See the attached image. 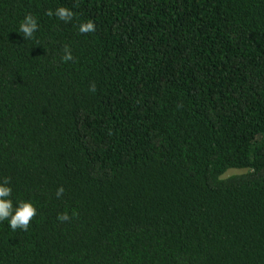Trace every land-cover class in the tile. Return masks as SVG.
I'll use <instances>...</instances> for the list:
<instances>
[{"label":"trees","instance_id":"16d2710c","mask_svg":"<svg viewBox=\"0 0 264 264\" xmlns=\"http://www.w3.org/2000/svg\"><path fill=\"white\" fill-rule=\"evenodd\" d=\"M4 177L0 264H264V0H0Z\"/></svg>","mask_w":264,"mask_h":264},{"label":"clouds","instance_id":"9594fccd","mask_svg":"<svg viewBox=\"0 0 264 264\" xmlns=\"http://www.w3.org/2000/svg\"><path fill=\"white\" fill-rule=\"evenodd\" d=\"M48 16H55L58 20L65 23H69L74 18V12L67 7L59 6L53 11L49 9L47 12ZM39 28L38 19L32 14H27L24 19L20 22L18 33L23 35L25 41L34 38V34ZM79 32L81 34L94 33L96 31L95 22L88 20L79 25ZM62 61L67 63L73 60V55L71 49L68 45L64 47V54L61 57ZM95 92V85L93 84L91 89ZM65 192L63 186L59 187L56 192V196L62 197ZM13 189L11 187V178L4 177L0 180V224L7 221L8 226L12 231L20 229L22 231H27L30 222L37 215L38 209L34 203L30 200H17L14 201L12 198ZM75 215V213H73ZM57 219L60 222H65L71 219L67 212L58 215Z\"/></svg>","mask_w":264,"mask_h":264},{"label":"rangeland","instance_id":"374dc122","mask_svg":"<svg viewBox=\"0 0 264 264\" xmlns=\"http://www.w3.org/2000/svg\"><path fill=\"white\" fill-rule=\"evenodd\" d=\"M232 173H236V172H234V171H231V172H230V174H232Z\"/></svg>","mask_w":264,"mask_h":264}]
</instances>
